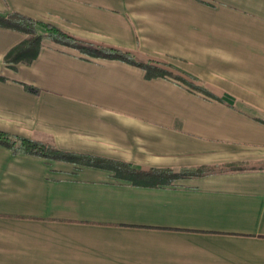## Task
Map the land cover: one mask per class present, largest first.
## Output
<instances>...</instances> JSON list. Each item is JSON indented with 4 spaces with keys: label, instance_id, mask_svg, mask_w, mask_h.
Wrapping results in <instances>:
<instances>
[{
    "label": "crops",
    "instance_id": "1",
    "mask_svg": "<svg viewBox=\"0 0 264 264\" xmlns=\"http://www.w3.org/2000/svg\"><path fill=\"white\" fill-rule=\"evenodd\" d=\"M11 11L223 102L50 41L15 71L4 58L27 36L0 27V131L143 171L217 167L135 186L0 146V264H264V0H0Z\"/></svg>",
    "mask_w": 264,
    "mask_h": 264
},
{
    "label": "trees",
    "instance_id": "2",
    "mask_svg": "<svg viewBox=\"0 0 264 264\" xmlns=\"http://www.w3.org/2000/svg\"><path fill=\"white\" fill-rule=\"evenodd\" d=\"M0 27L21 32L27 36L22 43L12 48L4 58V63L15 71L19 64L31 65L39 57L44 47V42L50 41L57 45L77 50L89 58L127 63L144 70L147 80L159 78L172 79L194 92L223 102V99L209 91L198 79L185 74L173 65L153 59H140L130 51L85 43L51 23L11 11L6 15H0ZM0 80L6 81L7 79L0 76ZM22 85L31 93H39V89L36 87L27 84ZM0 146L7 148L14 155L25 154L49 161L70 162L80 166L110 170L115 173L117 178L129 181L135 186L171 185L180 179L202 176L214 172L217 168L200 167L197 169H185L179 173L171 169H150L149 171H143L129 163L92 155L66 152L58 149L53 143L37 141L4 131H0ZM233 168H236V165Z\"/></svg>",
    "mask_w": 264,
    "mask_h": 264
},
{
    "label": "rangeland",
    "instance_id": "3",
    "mask_svg": "<svg viewBox=\"0 0 264 264\" xmlns=\"http://www.w3.org/2000/svg\"><path fill=\"white\" fill-rule=\"evenodd\" d=\"M80 53V52H79ZM83 55V54H82ZM85 56V55H84ZM87 57V56H86ZM89 58V57H88ZM93 59V58H92Z\"/></svg>",
    "mask_w": 264,
    "mask_h": 264
}]
</instances>
